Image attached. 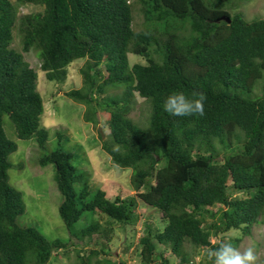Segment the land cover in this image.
<instances>
[{
	"label": "trees",
	"instance_id": "trees-1",
	"mask_svg": "<svg viewBox=\"0 0 264 264\" xmlns=\"http://www.w3.org/2000/svg\"><path fill=\"white\" fill-rule=\"evenodd\" d=\"M240 1L0 0V264H47L55 251L67 254L71 242H51L16 222L26 206L9 182L8 157L18 144L8 138L3 115L21 140L34 137L44 149L49 136L41 125L39 74L24 58L32 50L48 81H64L69 67L84 60L82 87L65 95L85 106V122L97 125L99 115L107 116L102 149L114 165L132 170L137 192L110 199L97 189L89 198V174L73 165L71 153L57 148L38 159L54 167L58 214L69 236L98 247L77 251L80 264L108 255L115 227L136 223L138 199L163 223L145 219L142 264H170L158 246L194 264L186 245L201 250L197 264H213L210 250L221 243L238 249L252 234L264 216V19H246L236 9ZM137 2L140 30L134 28ZM22 6L42 10L17 16ZM16 24L21 51L11 47ZM129 54L147 64L131 65ZM115 89L121 91L110 93ZM174 91L204 93L205 114L169 115L162 105ZM137 95L149 104L143 125L130 116ZM86 214L91 219L75 232Z\"/></svg>",
	"mask_w": 264,
	"mask_h": 264
},
{
	"label": "rangeland",
	"instance_id": "rangeland-1",
	"mask_svg": "<svg viewBox=\"0 0 264 264\" xmlns=\"http://www.w3.org/2000/svg\"><path fill=\"white\" fill-rule=\"evenodd\" d=\"M139 6L138 2L134 4V28L136 30L142 29L144 25ZM236 9L242 12L248 20L254 18L264 19V0H242L238 3ZM40 10H42V7L22 6L18 8L17 16ZM13 31L14 39L11 47L21 51L18 24L15 25ZM38 57L35 50L24 54L25 60L39 74L38 90L41 92L45 108L41 116V125L49 133L44 149L37 145L34 137L29 140L19 139L16 136L12 122L6 114L3 115V127L8 138L18 144L17 151L11 153L8 157L11 164L8 170L9 182L23 193L26 206L25 212L17 217L16 222L23 227L36 228L51 242L57 239L63 242L71 240L70 244L68 242V253H63V250L55 251L47 264H80L77 251H80V254L83 255L98 247L85 244L86 240L81 242L69 236L58 214V206L62 197L54 181V167L52 164L42 167L39 165L38 159L57 148L71 153L73 155V165L80 170L87 171L89 174V198L93 197L97 189L104 190L106 196L110 199H114L118 195L123 198L135 196L137 192L130 183L132 170L114 165L102 149L100 130L103 132L104 138L109 136L107 116L105 114L99 115L97 125L87 123L83 118L85 106L65 95V92L70 89L82 87L80 69L84 64V60H76L69 67L67 79L64 81H48L40 69ZM129 59L131 65L135 63L147 64L144 57L129 54ZM102 72L106 73L104 70ZM120 91V89H115L111 90L110 93L114 94ZM257 93H261V86L258 88ZM148 114L149 104L144 98L137 95V104L130 116L135 122L143 125L147 121ZM79 187L78 185L77 188ZM136 213L139 217L133 226L115 227L108 243V255L98 254L97 257L91 259V264H106L104 258L108 259L110 264H119L120 262L124 264H142L140 244L138 243L146 222L145 219L151 217L150 221L160 228L163 227V223L158 218V212L154 208L145 205L140 199L137 202ZM89 216V214H86L75 225V232L87 225L91 219ZM92 218L97 219L98 216L95 215ZM237 233L239 232L230 231L228 236H234ZM228 238L230 237L225 239L227 242L229 241ZM242 238L238 250L243 251L248 247H252L258 256L256 264H264V216L260 218L258 224L254 225L252 234ZM218 239V237H212V242H217ZM186 249L190 253L189 255L194 264H197L201 250L193 249L189 245H186ZM158 251L163 252L169 258L170 264H183L163 246H158ZM97 260H100V263ZM155 264L160 263L156 262Z\"/></svg>",
	"mask_w": 264,
	"mask_h": 264
},
{
	"label": "clouds",
	"instance_id": "clouds-1",
	"mask_svg": "<svg viewBox=\"0 0 264 264\" xmlns=\"http://www.w3.org/2000/svg\"><path fill=\"white\" fill-rule=\"evenodd\" d=\"M206 99L202 92L193 93L189 96L182 91H174L166 97L162 107L165 112L172 116H203ZM100 134L105 139L101 130ZM207 256L209 260L213 261V264H256L258 260V256L252 247L240 251L230 243H221L218 248L210 250Z\"/></svg>",
	"mask_w": 264,
	"mask_h": 264
},
{
	"label": "water",
	"instance_id": "water-1",
	"mask_svg": "<svg viewBox=\"0 0 264 264\" xmlns=\"http://www.w3.org/2000/svg\"><path fill=\"white\" fill-rule=\"evenodd\" d=\"M221 20H225V21L229 22L230 21V18L229 17H226V16H223V17H221Z\"/></svg>",
	"mask_w": 264,
	"mask_h": 264
}]
</instances>
